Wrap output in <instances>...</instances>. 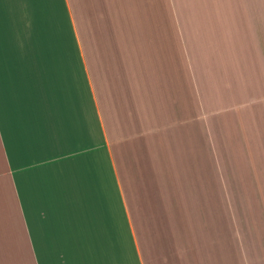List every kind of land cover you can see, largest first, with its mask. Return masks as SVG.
<instances>
[{
	"label": "crops",
	"instance_id": "obj_1",
	"mask_svg": "<svg viewBox=\"0 0 264 264\" xmlns=\"http://www.w3.org/2000/svg\"><path fill=\"white\" fill-rule=\"evenodd\" d=\"M0 264H264V0H0Z\"/></svg>",
	"mask_w": 264,
	"mask_h": 264
}]
</instances>
